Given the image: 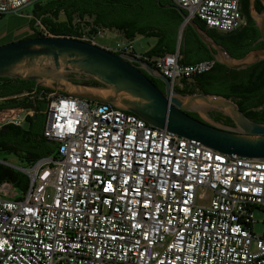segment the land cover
Masks as SVG:
<instances>
[{"label": "built area", "instance_id": "obj_1", "mask_svg": "<svg viewBox=\"0 0 264 264\" xmlns=\"http://www.w3.org/2000/svg\"><path fill=\"white\" fill-rule=\"evenodd\" d=\"M38 1L0 0V19ZM171 2L219 34L243 22L239 0ZM105 49L146 62L173 88L214 66L184 65L178 49L137 55L130 41ZM39 97L55 158L20 169L28 183L15 198L0 185V264H264V232H252L253 211L264 216V161L220 154L106 103Z\"/></svg>", "mask_w": 264, "mask_h": 264}, {"label": "water", "instance_id": "obj_2", "mask_svg": "<svg viewBox=\"0 0 264 264\" xmlns=\"http://www.w3.org/2000/svg\"><path fill=\"white\" fill-rule=\"evenodd\" d=\"M254 1L260 3V11L255 9ZM247 2L248 17L259 33L256 42L263 47L239 59L233 58L178 6L163 8H172L182 19L177 42L182 26H187L206 46L214 63L241 71L264 60V0ZM69 75L94 81L99 86L75 83ZM0 78L32 82L36 89L106 103L153 128L196 141L220 154L264 161V124L247 119L229 99L178 93L157 70L129 54H114L103 47L67 37L23 39L0 46ZM150 78L162 83L163 90ZM210 113L221 115L232 125L213 121Z\"/></svg>", "mask_w": 264, "mask_h": 264}, {"label": "trees", "instance_id": "obj_3", "mask_svg": "<svg viewBox=\"0 0 264 264\" xmlns=\"http://www.w3.org/2000/svg\"><path fill=\"white\" fill-rule=\"evenodd\" d=\"M163 4L162 1L157 4V0H47L45 2L40 0L33 4L34 19L31 23L35 20L39 21L51 36L73 37L80 35L73 24L74 15H77L78 19L88 17L92 19L89 33L95 35L97 29L112 30L118 32L127 41H132L136 35L152 37L156 39V43L144 55L162 56L174 52L177 31L182 23L176 11L162 10ZM240 4L241 14L248 17L247 0L244 4L240 0ZM255 9L261 10L259 6ZM60 14L64 16L62 21L58 20ZM193 21L220 45H224L225 39L222 36L233 33L219 34L207 29L199 19L195 18ZM38 37L42 35L36 32L25 39ZM7 38L9 35L6 36V40ZM183 38L194 48L196 47L201 54V60H211V56L189 27L184 30ZM10 42L12 41L5 43ZM226 49L235 59L248 53L245 50L233 51L229 47ZM214 70L217 74L213 75L214 73L211 74L212 72L209 71L191 81H182V86L174 89L182 95L206 94L229 99L238 106L247 119L264 124V60L241 71L228 70L215 63ZM150 80L155 85V81L151 78ZM79 84L99 86L94 81H84ZM32 92H36L37 95L30 96ZM40 92L49 94L53 91L36 89L32 82L0 78V99H2L0 111L18 108L33 111L32 116L25 117L24 127L11 123L0 127V152L13 154L27 167L47 156L55 158V144L42 136L47 102L44 98H39ZM258 107L260 109H256ZM188 115L198 119L193 114ZM4 180L18 188L20 193L25 192L27 188V178L0 165V183Z\"/></svg>", "mask_w": 264, "mask_h": 264}, {"label": "rangeland", "instance_id": "obj_4", "mask_svg": "<svg viewBox=\"0 0 264 264\" xmlns=\"http://www.w3.org/2000/svg\"><path fill=\"white\" fill-rule=\"evenodd\" d=\"M47 0H41V2H45ZM33 4H29L25 8H23L17 15H8L3 19H0V46L1 44H7V41H19L23 40L28 36L33 35L34 33L41 34V28H44L39 21L35 20L34 23H31L33 18ZM59 21L64 20V16L62 14L59 15ZM91 18L84 17L83 19H78L77 15H74L73 24L75 29L80 32V35H73L71 38H91L93 37V42L95 45L114 49L117 47L119 43L125 42L127 40L123 39L122 36L112 30H104V29H97L101 32V35H94L89 33V24L91 23ZM186 26L183 28L181 37H180V44L181 47L183 43V32ZM9 35V38L6 40V36ZM70 38V37H69ZM133 46V52L137 55H144L148 50H150L156 42L155 38L152 37H145L136 35L132 41H130ZM191 81V80H189ZM176 84V83H175ZM59 94V93H57ZM2 99H0V103ZM10 109H5L0 111V127L4 124L9 123L16 116V113L10 112ZM18 121V120H16ZM21 127L25 126V123H21ZM0 165L4 168L10 169L19 176H23L20 172V169H25L27 166L22 163L19 159L16 158L13 154H7L5 152H0ZM1 186H6L12 193L19 194V190L16 187H13L9 181H2L0 183ZM46 200L50 201L53 197V190L48 187L46 189ZM198 204H203L202 201L197 199ZM253 219L254 222L252 224V232L256 236H261L264 232V224L262 220L264 216L260 210L253 211Z\"/></svg>", "mask_w": 264, "mask_h": 264}, {"label": "flooded vegetation", "instance_id": "obj_5", "mask_svg": "<svg viewBox=\"0 0 264 264\" xmlns=\"http://www.w3.org/2000/svg\"><path fill=\"white\" fill-rule=\"evenodd\" d=\"M162 1L164 4H163V7L164 6H173L174 4L171 2V0H159V2ZM243 1V4H244V1L245 0H242ZM239 4H240V0H239ZM241 6V4H240ZM260 7V3L258 1H254V7ZM162 8V10H173L172 8ZM241 8V7H240ZM175 11V10H173ZM259 11V10H258ZM248 12V10H247ZM243 17V22H242V25L239 29H237L236 31H234L232 34H229L226 35V36H222L224 40V45L221 44V46L225 49L226 47H229L231 50L233 51H252V50H257V49H260L263 47V44L260 43V42H256L257 39L259 38V33L258 31L255 29V27L253 26V22L245 15H242ZM249 48V49H248ZM248 49V50H247ZM245 53V52H244ZM215 65V63H214ZM211 74L215 75L217 74L214 70V66L211 70ZM69 78L74 81V82H78V83H81V82H84V80H81V79H76L74 77V75H69ZM153 80V79H152ZM155 81V86L160 89L161 91L163 90V85L162 83H160L159 81L157 80H154ZM256 109H260L259 107L256 108ZM209 117L219 123V124H223V125H227V126H230L232 125L231 122L224 118V117H220L217 113H210L209 114Z\"/></svg>", "mask_w": 264, "mask_h": 264}, {"label": "crops", "instance_id": "obj_6", "mask_svg": "<svg viewBox=\"0 0 264 264\" xmlns=\"http://www.w3.org/2000/svg\"><path fill=\"white\" fill-rule=\"evenodd\" d=\"M163 7V6H161ZM165 7V6H164ZM187 28V26H186ZM185 28V29H186ZM179 29V28H178ZM194 33V32H193ZM177 35H178V31H177ZM196 36V35H195ZM180 37H181V33H180V36H179V40L177 42V36H176V45H175V49H178L179 50V53H180V56H181V59H180V63L184 64V65H192V64H195L199 61H203L201 60V57H200V53L199 51L196 49V47L194 48V46L187 40H185L183 37V43L181 45V47L179 46L180 44ZM197 37V36H196ZM198 39V38H197ZM199 40V39H198ZM200 41V40H199ZM156 43V42H155ZM200 43L202 44V42L200 41ZM203 45V44H202ZM206 52L210 55L209 51L207 50L206 46L203 45ZM25 96V94H24ZM35 97V96H34ZM40 98V97H39ZM10 112H14L16 113V116L13 117V119L15 120H22L24 117H25V113L27 112L26 110L24 109H10L9 110ZM28 111H31V110H28ZM25 120V119H24ZM24 123V122H22ZM9 124V123H7ZM21 125V124H20ZM18 127H21V126H18ZM23 175V174H22ZM24 176V175H23ZM25 177V176H24ZM26 178V177H25ZM13 186V185H12ZM20 193V192H19ZM13 197L12 198H15L17 197L18 194L16 193H13Z\"/></svg>", "mask_w": 264, "mask_h": 264}, {"label": "bare ground", "instance_id": "obj_7", "mask_svg": "<svg viewBox=\"0 0 264 264\" xmlns=\"http://www.w3.org/2000/svg\"><path fill=\"white\" fill-rule=\"evenodd\" d=\"M183 28H184V26H182L180 33H182Z\"/></svg>", "mask_w": 264, "mask_h": 264}]
</instances>
